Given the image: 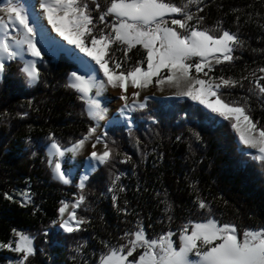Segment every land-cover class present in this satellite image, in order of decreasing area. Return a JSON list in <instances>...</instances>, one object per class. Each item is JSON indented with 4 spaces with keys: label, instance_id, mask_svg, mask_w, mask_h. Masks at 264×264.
Segmentation results:
<instances>
[{
    "label": "trees",
    "instance_id": "1",
    "mask_svg": "<svg viewBox=\"0 0 264 264\" xmlns=\"http://www.w3.org/2000/svg\"><path fill=\"white\" fill-rule=\"evenodd\" d=\"M97 2L99 11L91 3L90 8L98 20L109 0ZM171 2L182 6L186 0ZM199 7L202 29L213 35L227 30L243 41L232 63L215 64L212 71L242 86L218 94L244 105L264 128V97L250 91V74L264 67V0H203ZM188 10L196 13L197 6ZM106 19L110 25L114 17ZM117 48L109 51L113 61L122 62L117 71L130 70L145 58L139 45L127 57ZM42 55L36 83L28 82L19 59L5 65L0 80V262L19 256L6 246L16 231L34 237L35 254L26 264H97L108 247L126 243L122 238L138 226L150 239L176 233L177 245L185 225L211 217L235 225L241 234L264 229V161L239 149L228 121L190 99L151 98L133 110L135 126L111 125L103 140L114 158L86 178L83 190L56 179L46 146L51 141L70 146L87 136L95 122L78 93L67 87L77 63L65 53ZM74 195L85 196L76 213L87 223L67 233L56 222L60 207ZM199 201L207 207L201 209Z\"/></svg>",
    "mask_w": 264,
    "mask_h": 264
},
{
    "label": "snow or ice",
    "instance_id": "2",
    "mask_svg": "<svg viewBox=\"0 0 264 264\" xmlns=\"http://www.w3.org/2000/svg\"><path fill=\"white\" fill-rule=\"evenodd\" d=\"M90 3L99 11L101 6L97 0H40L39 3L43 18L51 25V29L98 66H91V71L103 73V78L98 79L95 75L73 72L67 85L78 93L90 118L103 119L105 110L98 97L108 86L121 90L120 98L125 101V108H128L129 86L143 90L155 83L163 90L167 85L176 89L177 96L197 101L211 113L228 121L238 135L239 142L249 149L257 150V159L264 161V128L258 127V122L253 121L244 105L226 102L218 94L222 88L241 85V81L231 77L209 76L213 71V61L216 65L232 63L235 59L234 49L243 46V41L227 30L213 35L208 29L200 27L203 17L198 16V13L203 11L199 7L203 0H186L182 6H177L171 0H109L98 20L92 15ZM192 5L197 6L196 13L188 10ZM0 13H4L0 15V74L5 71L7 61L29 53L35 59L24 61L21 71L28 82L34 84L40 78L37 62L43 59V55L36 39L37 29L30 23L29 12L20 0H6V6L0 7ZM176 15L183 18H174ZM107 17H114L110 25ZM192 21L195 23H190ZM99 24H105L106 29L99 28ZM13 28L18 36L9 35ZM113 45H117V50L123 51L125 57L139 45L145 50V58L130 70L117 71L121 69L122 62L113 61L109 56ZM110 63L113 66L110 67ZM257 71L264 73V67L250 74L254 83V89L250 91L258 90L256 94L264 97V84L260 82L264 80V75L257 77ZM131 96L139 98L140 91H133ZM144 106L139 104V108ZM95 132L96 128H90L88 135L73 145L72 149H62L57 143L50 147L55 150L54 155L62 158L65 151L82 149ZM101 142V137H96L92 148L95 149ZM103 148L102 152L93 150L91 159L99 164H108L115 153L106 142ZM49 163L60 181L64 184L71 182L59 160H50ZM118 180L119 176L115 177L113 187ZM84 187L82 180L79 188L83 190ZM6 198L12 199L7 194ZM84 201L85 196L80 195L70 212L68 204L60 207V226L65 232H78L87 223L75 211ZM199 207L204 209L207 205L199 201ZM66 212L68 215L64 218ZM175 235L169 231L156 239H150L144 228L138 226L136 231L126 233L122 238L126 243L108 247V251L100 256L99 264H264V229L244 230L241 234L235 225L220 224L209 218L204 222L185 225L179 235V245L173 239ZM17 236L19 241L16 246L13 248L9 244L7 247L21 253L19 264H26L35 250L30 237L23 233H17ZM138 250H142L138 258L133 257ZM193 256L195 259H192ZM129 257L133 259L129 260Z\"/></svg>",
    "mask_w": 264,
    "mask_h": 264
},
{
    "label": "rangeland",
    "instance_id": "3",
    "mask_svg": "<svg viewBox=\"0 0 264 264\" xmlns=\"http://www.w3.org/2000/svg\"><path fill=\"white\" fill-rule=\"evenodd\" d=\"M20 2L24 5L26 10L29 12L30 23H32L33 26L37 29L36 39H37L38 47H40V49H41V52L45 51V52L51 53L53 55H57L59 53L67 54L71 59H73L77 63V68L73 69L71 73H73L75 70H77L80 67L79 60L89 62L90 64L95 66L94 62L90 61V58L84 56L83 53H80L79 50L76 49L73 45L67 44L66 41H64L61 37H59L51 29V25H49L47 23L46 19L43 18V9H41L39 7L40 0H20ZM4 6H6V1L4 2V0H0V7H4ZM0 15H4V13H0ZM10 27H12V26H10ZM9 35L10 36H18V33L13 28V30L10 31ZM18 59L21 60L24 64V61L35 59V58L32 57L29 53H24L23 57L22 58L18 57ZM213 64L215 65L214 61H213ZM95 67L98 68V66H95ZM205 71H207V69H205ZM96 74H97L98 79L103 78L102 72H96ZM200 75L202 78H204L202 73ZM260 75H263V73H259V72L256 73L257 77H259ZM209 76L210 77H217L212 73V71L209 73ZM0 78H1V74H0ZM70 79H71V74H70ZM133 91H140L139 98H135V97L131 96V93ZM175 93H176V89L169 88L167 85H165L163 90H161L160 87L155 85V83L150 85L147 89H143V90L133 89L131 86H129V88H128L129 99L127 101L129 107L125 108V101L120 98L121 90L120 89H113V88H111V86H108L107 89L103 92V94L100 97H98L99 100L101 101V106L105 111L103 114V119H100V120H94L93 119L95 122V125L93 128H96L95 134L89 140H87L85 142V145L82 149H80L78 151H65V154L62 158L54 155L55 150L51 149L50 146L53 143H57V142L51 141L46 146L49 161L50 160H52V161L59 160V162L61 163L62 170L66 173V175L68 176V178L71 181L68 184L79 186V184L81 183L82 180L84 181V184H85L86 178L97 167H99L101 165L98 162L91 159V152L93 150H95L97 152H102L104 150L103 138H104L105 131H106L108 125L109 124H124L128 129L132 128L133 126H135L133 118H132L133 110L136 108H139V104H141V103L146 105V101L148 99H151V98L152 99L167 98V99H182V100L183 99H190L188 97L177 96ZM134 101H136L135 104H134ZM194 102L199 104L197 101H194ZM115 104H117L119 106L118 111L120 113L122 112L123 117L120 120H117V121H114L111 123V122H109V120L111 119L113 111L116 109ZM199 105H201V104H199ZM234 133L237 137L239 149L241 151L246 152V153L248 152L247 154H251L254 158L257 159V157L259 155L257 150L249 149L246 146L242 145L239 142L238 135L236 134L235 131H234ZM96 137H101L102 142L100 144H98L95 149H93L92 144L95 143ZM78 142H76L70 146L61 147V148L65 149V150L72 149L73 145L77 144ZM51 168H52V166H51ZM52 171H53V168H52ZM53 175L56 179H58L56 177V174L54 173V171H53ZM77 199H78V197L76 195H74L72 198H68L64 201L63 204L69 205L68 212L73 210L71 206L76 202ZM75 211H76V209H75ZM68 212L65 213L64 218H67ZM211 219H215V218L211 217ZM206 220H203L200 222H204ZM56 225L58 226V228L60 230H63L60 226L61 225V216L59 217V220L56 222ZM17 233H23L26 236L30 237L31 241H32L33 248L35 247L34 237L30 236L29 234L22 232V231H16L14 233V238L8 244H6V246L9 244L13 245V248L16 246L17 242L19 241V236H17ZM13 248H9V249L14 251ZM18 254H19L18 257H6L4 261L0 262V264H19V261H20L22 254L21 253H18ZM192 259H195V257L193 256ZM97 264H99V262Z\"/></svg>",
    "mask_w": 264,
    "mask_h": 264
},
{
    "label": "bare ground",
    "instance_id": "4",
    "mask_svg": "<svg viewBox=\"0 0 264 264\" xmlns=\"http://www.w3.org/2000/svg\"><path fill=\"white\" fill-rule=\"evenodd\" d=\"M5 1L6 0H4V2ZM79 65L80 67L74 72H77L78 74H81V75H95L97 77L96 72L91 71V66H93L92 64H90L89 62H85L83 60H79ZM115 106H116V109L114 108L115 110L113 111L111 119L109 120V122L111 123L114 121L120 120L123 117L122 112L120 113L118 111L119 106L117 104H115Z\"/></svg>",
    "mask_w": 264,
    "mask_h": 264
},
{
    "label": "water",
    "instance_id": "5",
    "mask_svg": "<svg viewBox=\"0 0 264 264\" xmlns=\"http://www.w3.org/2000/svg\"><path fill=\"white\" fill-rule=\"evenodd\" d=\"M39 61V60H38ZM9 61H7L6 63H8ZM1 77H2V74H1ZM1 79V78H0ZM69 79H70V75H69ZM69 82H70V80H69ZM36 83V82H35ZM204 107V106H203ZM205 108V107H204ZM206 109V108H205ZM206 110H208V109H206ZM112 124H110V125H108V127L109 126H111ZM108 127H107V129H108ZM107 129H106V131H107ZM106 131H105V133H106ZM248 153V152H247ZM197 222H200V221H197ZM197 222H194V223H197Z\"/></svg>",
    "mask_w": 264,
    "mask_h": 264
}]
</instances>
